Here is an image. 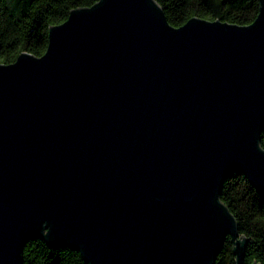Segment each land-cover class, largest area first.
<instances>
[{"label":"water","instance_id":"water-1","mask_svg":"<svg viewBox=\"0 0 264 264\" xmlns=\"http://www.w3.org/2000/svg\"><path fill=\"white\" fill-rule=\"evenodd\" d=\"M247 27H172L155 0H100L41 58L0 64V264L30 241L86 264H215L248 243L220 196L264 197V0ZM256 264V263H254Z\"/></svg>","mask_w":264,"mask_h":264},{"label":"trees","instance_id":"trees-1","mask_svg":"<svg viewBox=\"0 0 264 264\" xmlns=\"http://www.w3.org/2000/svg\"><path fill=\"white\" fill-rule=\"evenodd\" d=\"M100 0H0V64L10 65L22 54L41 58L52 27L63 24L71 12L91 8ZM172 27L192 19L221 21L247 27L257 18L259 0H155ZM260 145L264 149V131ZM221 202L234 216L241 236L248 239L245 264H264V197L241 174L228 177ZM23 264H86L78 251L54 249L42 240L24 246ZM215 264H236L233 245L227 239Z\"/></svg>","mask_w":264,"mask_h":264}]
</instances>
